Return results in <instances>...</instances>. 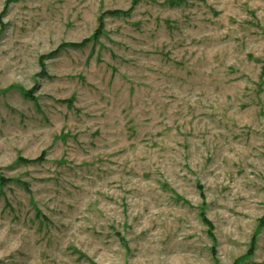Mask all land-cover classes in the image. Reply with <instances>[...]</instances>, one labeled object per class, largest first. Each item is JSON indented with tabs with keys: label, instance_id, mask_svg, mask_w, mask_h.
Wrapping results in <instances>:
<instances>
[{
	"label": "rangeland",
	"instance_id": "rangeland-1",
	"mask_svg": "<svg viewBox=\"0 0 264 264\" xmlns=\"http://www.w3.org/2000/svg\"><path fill=\"white\" fill-rule=\"evenodd\" d=\"M131 2L0 17V264H264V0H139L40 64Z\"/></svg>",
	"mask_w": 264,
	"mask_h": 264
},
{
	"label": "trees",
	"instance_id": "trees-1",
	"mask_svg": "<svg viewBox=\"0 0 264 264\" xmlns=\"http://www.w3.org/2000/svg\"><path fill=\"white\" fill-rule=\"evenodd\" d=\"M14 1H16V0H5L4 1L3 10H1L0 17L3 15L4 10H6L8 4L11 3V2H14ZM138 1L139 0H132L130 7L128 9H126V10L113 9V10L102 11L100 13V15L98 16L97 28L95 29V31L93 32V34L90 37L84 38L81 41L74 42V43L73 42H62V43H60L57 46V48H55L53 51L49 52L48 54L40 55V57L38 59L40 64L42 65L43 61L45 59H47L49 57H53L56 54H58V52L61 50V48L62 49H64V48H81V47L85 46L87 43H89L90 41L96 40L98 35L103 30V23H104L103 20H104L105 17L129 15L132 7L135 6V4ZM0 26L2 27L1 21H0ZM32 92H33V89L27 90L23 94L25 95V97L27 96V98L33 99L32 98L33 97L32 96ZM57 102L71 103L70 100H67V99H64V98L62 100H57ZM17 159H18L17 161L23 162V163H37V162L43 161L42 159H44V153L40 154L39 156H37V157H35L33 159H27V158H23V157H18ZM11 181H12V179H10V178H5V177L0 176V184H2V185L7 184V183H9ZM15 182L18 183L19 185H21L25 190L29 191L28 190V188H29L28 183H26L24 181H15ZM200 216H201V219H202L203 223L207 226V232H208L210 238L213 239V234L211 232L213 228H212L211 222L209 220H207V218L204 216L203 212H200ZM253 245H254V239L251 240V244H250V247H249L247 253L252 252ZM238 263H239V260L236 259L232 264H238Z\"/></svg>",
	"mask_w": 264,
	"mask_h": 264
}]
</instances>
